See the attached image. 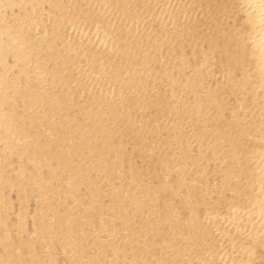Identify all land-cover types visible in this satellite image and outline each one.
Segmentation results:
<instances>
[{"label":"bare ground","instance_id":"bare-ground-1","mask_svg":"<svg viewBox=\"0 0 264 264\" xmlns=\"http://www.w3.org/2000/svg\"><path fill=\"white\" fill-rule=\"evenodd\" d=\"M189 1L0 0V264H264V0Z\"/></svg>","mask_w":264,"mask_h":264},{"label":"rangeland","instance_id":"rangeland-1","mask_svg":"<svg viewBox=\"0 0 264 264\" xmlns=\"http://www.w3.org/2000/svg\"><path fill=\"white\" fill-rule=\"evenodd\" d=\"M155 2L162 4V5H170L171 3H175L177 0H154ZM194 2H198V7L195 9H193L192 13H197L196 16V20L199 19L202 20L206 17H209L211 15L210 10L212 8L217 7V3L214 2L213 0H204V4L202 3L203 0H199V1H195V0H190L188 2V6L193 7L194 6ZM101 13L105 16H108L109 18L112 17V13H113V9H111V7H104L101 11ZM99 29H92L91 31L89 30H84L83 32V36L86 39V35H87V39H89L90 37H92L93 40H95L98 37L99 34ZM101 41V39H100ZM79 89H81L82 91L84 90H91L94 89V87L97 85L98 81H97V77H95L93 75V73L90 72L89 69H87V66L83 69V70H76V74H75V78H74V82H73ZM83 162L85 161V159L82 160ZM262 167L264 169V163H262ZM263 174H264V170H263ZM243 225H247V222H244ZM247 228V227H246ZM225 232V236L229 233L227 230H223ZM128 242H130L129 238H125V240H123V243L127 244ZM225 237L223 234H220L217 238L216 241H214L211 245H213L216 249V252H220L219 253V258L216 256V259L214 261L211 260H206L208 262V264H231L229 262L230 259H232V262H236V264H238L241 260V255H239L237 253V255L235 256V254H230V251H228L226 247L227 243L225 242ZM225 248V249H224ZM204 258L206 259V255H204ZM221 258V259H220Z\"/></svg>","mask_w":264,"mask_h":264}]
</instances>
